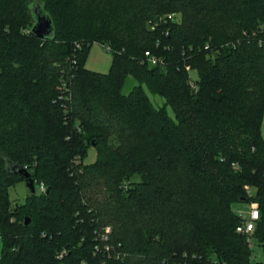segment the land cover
I'll list each match as a JSON object with an SVG mask.
<instances>
[{"label": "trees", "instance_id": "1", "mask_svg": "<svg viewBox=\"0 0 264 264\" xmlns=\"http://www.w3.org/2000/svg\"><path fill=\"white\" fill-rule=\"evenodd\" d=\"M33 1L0 0V264H264V0H39L50 40L23 32ZM11 166L46 193L12 207ZM255 200L260 261L234 209ZM106 227L123 258L95 254Z\"/></svg>", "mask_w": 264, "mask_h": 264}, {"label": "rangeland", "instance_id": "2", "mask_svg": "<svg viewBox=\"0 0 264 264\" xmlns=\"http://www.w3.org/2000/svg\"><path fill=\"white\" fill-rule=\"evenodd\" d=\"M30 25V24H29ZM34 26V22L32 23V26L30 25V28L23 30L24 33H33L32 29ZM113 60H112V53L102 45H99L98 43H93L92 47L88 50L85 58V65L87 69L91 71H96L102 74H106L109 72L111 66H112ZM194 75V78L197 77V71L192 72ZM135 82L132 80V78H127V81L124 86L125 93L129 94L134 88ZM146 93L148 94L150 100L154 103V105L157 108H164L166 106V101H164L163 98L158 96L155 93H152L148 87L143 86ZM167 113L170 115L173 119H176V115H174V110L172 107L168 105L167 107ZM262 137L264 140V125L262 127ZM97 160V154L96 150L94 148H91L89 151L88 156L84 159V162L86 163H95ZM138 180V179H137ZM20 182L16 184V186L12 187V189L9 191L10 194V200L12 202V207H15L16 205H23L26 203L28 196L31 194L30 189L27 185V182H25V179L21 177L19 180ZM106 191V190H105ZM91 192V190H90ZM251 192L253 196H255L254 191L251 188ZM98 193V194H97ZM109 194L107 192H99L92 191V197L96 200V205L102 206L104 202H106V199L108 198ZM248 196V194H247ZM253 200V199H252ZM256 202V200L254 201ZM248 202H245L244 204H238L234 207L236 213L241 210H247ZM254 246L252 248L253 250V256L256 258L257 261L263 260L262 256V246L254 239ZM3 247V239L0 236V253L1 249Z\"/></svg>", "mask_w": 264, "mask_h": 264}, {"label": "built area", "instance_id": "3", "mask_svg": "<svg viewBox=\"0 0 264 264\" xmlns=\"http://www.w3.org/2000/svg\"><path fill=\"white\" fill-rule=\"evenodd\" d=\"M173 16H171L172 18ZM261 46H264V43L261 41L260 42ZM77 49L82 48L80 44H76ZM111 53L113 52V49L108 46L106 47ZM209 48V46H207ZM147 61L150 63V65H158V64H163V61L159 58H157L155 55H153L150 52L145 53V57ZM186 70L189 72V85L192 87L194 91L199 90V87L197 83L195 82L194 75L192 74V69L190 67H187ZM264 125V121H263ZM246 190L248 192L249 198L252 199L254 196L251 192V187L246 186ZM47 191V186L45 183H41L37 187V192L41 193H46ZM237 214L242 218V223L237 227V232L241 234L242 236L246 237L247 242L249 243L250 248H253L254 246V237L255 233L257 230V224L259 223V220L261 219V213H260V208H259V203L250 201L248 202V207L247 210H241L238 211ZM112 228L111 227H106L104 230L101 232L100 236L97 238L100 243L103 244L102 247L99 245L95 246V254L98 255V253H101V250L103 248V251H105L108 254H113L114 258H123L122 253L114 251V248L108 243L110 239V235L112 234ZM67 255L66 251H63L60 255L59 258L62 259ZM83 264H89L86 262H83Z\"/></svg>", "mask_w": 264, "mask_h": 264}, {"label": "water", "instance_id": "4", "mask_svg": "<svg viewBox=\"0 0 264 264\" xmlns=\"http://www.w3.org/2000/svg\"><path fill=\"white\" fill-rule=\"evenodd\" d=\"M31 10V17L35 23L32 31L33 34H37L40 38L54 39L56 37V24L55 19H53L52 14L47 11L46 5L39 1L34 0L29 4ZM20 173L26 178L27 185L30 192L36 194V181L31 177V173L28 169H19L17 166H11L10 173ZM30 223V219L26 220V224Z\"/></svg>", "mask_w": 264, "mask_h": 264}]
</instances>
